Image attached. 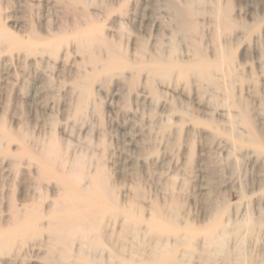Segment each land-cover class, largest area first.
Wrapping results in <instances>:
<instances>
[{"label": "rangeland", "instance_id": "374dc122", "mask_svg": "<svg viewBox=\"0 0 264 264\" xmlns=\"http://www.w3.org/2000/svg\"><path fill=\"white\" fill-rule=\"evenodd\" d=\"M169 3L194 9L191 39L200 42L205 60L212 64L220 45L233 57V67L221 72L202 69L220 86L190 73L181 78L174 68L167 77H152L137 63L140 57L191 60L192 42L175 30ZM228 4L239 25L216 33L214 8ZM0 22L12 36L0 43V127L23 136L34 152L54 135L64 167L79 160L86 180L98 169L116 199L143 218L157 210L195 228L227 219L231 230L212 254L216 263L228 257L229 264L237 258L264 264V0H80L72 7L62 0H0ZM72 22L98 26L96 33L129 66L96 74L73 41ZM52 41L61 43L55 53L41 52ZM19 43H30L34 52L25 53ZM96 55L105 57L99 48ZM85 74L91 75L89 93L80 102L73 82ZM243 106L259 152L240 121ZM0 142L6 149L0 150V225L6 232L15 227L7 210L11 198L33 213L37 204L48 208L61 185L41 179L36 160L24 156L15 164L9 155L18 151L16 141ZM246 219L253 227L245 230L240 222ZM33 243H23L17 254L0 252V264H73L57 251L45 257L47 247ZM197 253L186 263L202 264Z\"/></svg>", "mask_w": 264, "mask_h": 264}, {"label": "bare ground", "instance_id": "6f19581e", "mask_svg": "<svg viewBox=\"0 0 264 264\" xmlns=\"http://www.w3.org/2000/svg\"><path fill=\"white\" fill-rule=\"evenodd\" d=\"M62 1L71 7L80 2ZM189 5L180 8L174 3H169L168 7L172 12L175 30L192 42L191 60L177 64L176 61L169 62L171 59L167 58L146 60L140 57L137 63L148 68L152 77H167L168 71L174 68L181 78H186L190 73L209 81V84L219 85L214 76L211 77L202 69L211 67L215 72H221L223 67L226 69L233 67L234 59L227 54L225 47L220 45L215 49L216 60L212 64L205 60L200 42L191 39L197 23L193 19L195 11ZM229 7V4L223 8L221 5L215 6L214 12L218 18L215 22L216 31L219 29L225 32L232 31L235 25H239L229 15ZM90 23L84 25L90 26ZM69 25L79 52L85 55L96 74L129 66L116 46L101 33H96L98 26L81 28L83 24L76 22ZM91 31L96 34H90ZM11 38V34L2 29L0 22V43L10 42ZM29 44L19 43L18 48L31 54L35 49ZM58 44L61 43L52 41L49 46L43 47L41 52L54 54ZM98 48L105 54L101 60H98L100 57L96 55ZM97 62H100V65H96ZM90 77L91 75L85 74L81 80L73 82L74 87L79 90L80 102H84L88 97ZM224 87L227 89V86ZM232 97L230 94L228 98L234 99ZM230 104L237 107L238 101H231ZM239 112L240 121L247 128L248 143L254 146L255 151H261L247 106L240 108ZM0 140H5L6 143L17 142L18 151L9 155L15 164L18 165L24 156L28 157L29 161L36 160L40 166L37 169L39 177L41 179L52 177L61 185L58 198L50 201L48 208L42 209L39 204L38 208L31 207L35 208L33 213L28 209L30 207L17 208V204L11 198L7 210L15 227H8L4 232L0 225L2 254H10L11 250L17 254L23 243L33 241V246L39 247L44 244L47 247L45 257L57 251L64 259L74 258L73 264H187L186 259L194 255L195 250L198 251L197 255L201 258L202 264H217V259L212 257V254L225 245L228 232L231 230L228 228L230 223L227 219L216 217L211 223L195 228L189 221H179L176 214L165 215L157 210H152L149 218H143L133 212L132 206L116 199L98 169L86 180V175L79 167V160L74 159L71 165L64 167V158L54 135H50L48 142L42 143L35 152L31 150L23 136L15 135L6 126L0 127ZM0 150L6 152L1 142ZM240 223L241 225L238 224L245 227V230L253 227L249 220ZM238 228L240 227L235 226L232 231ZM134 244L139 245L137 249L134 248ZM236 250L240 251L239 248ZM134 255L139 257L136 259ZM229 259L222 258L220 264H229ZM232 264L251 263L237 258Z\"/></svg>", "mask_w": 264, "mask_h": 264}]
</instances>
